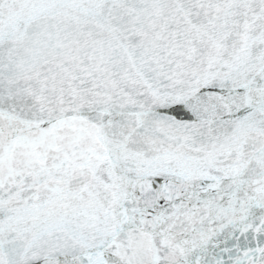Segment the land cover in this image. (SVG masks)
<instances>
[{
	"label": "snow or ice",
	"instance_id": "6c2138e0",
	"mask_svg": "<svg viewBox=\"0 0 264 264\" xmlns=\"http://www.w3.org/2000/svg\"><path fill=\"white\" fill-rule=\"evenodd\" d=\"M0 264H264V0H0Z\"/></svg>",
	"mask_w": 264,
	"mask_h": 264
}]
</instances>
